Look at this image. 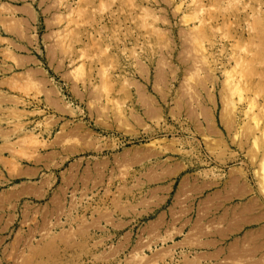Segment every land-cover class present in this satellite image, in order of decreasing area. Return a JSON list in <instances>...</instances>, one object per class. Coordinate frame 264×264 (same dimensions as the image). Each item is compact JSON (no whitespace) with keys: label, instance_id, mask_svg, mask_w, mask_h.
<instances>
[{"label":"rangeland","instance_id":"rangeland-1","mask_svg":"<svg viewBox=\"0 0 264 264\" xmlns=\"http://www.w3.org/2000/svg\"><path fill=\"white\" fill-rule=\"evenodd\" d=\"M0 264H264V0H0Z\"/></svg>","mask_w":264,"mask_h":264}]
</instances>
